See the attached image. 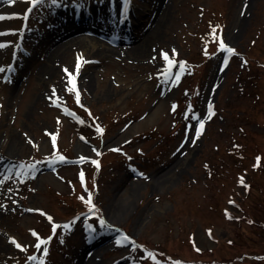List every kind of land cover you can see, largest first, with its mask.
<instances>
[{
	"label": "rangeland",
	"instance_id": "1",
	"mask_svg": "<svg viewBox=\"0 0 264 264\" xmlns=\"http://www.w3.org/2000/svg\"><path fill=\"white\" fill-rule=\"evenodd\" d=\"M0 3L17 15L0 20V264H264V0ZM162 5L170 15L146 56L76 48L48 88L39 80L66 28L128 49ZM13 135L20 149L6 157ZM53 223L70 227L53 234ZM33 232L50 242L37 249Z\"/></svg>",
	"mask_w": 264,
	"mask_h": 264
},
{
	"label": "bare ground",
	"instance_id": "2",
	"mask_svg": "<svg viewBox=\"0 0 264 264\" xmlns=\"http://www.w3.org/2000/svg\"><path fill=\"white\" fill-rule=\"evenodd\" d=\"M3 3H0L2 5ZM161 5V4H160ZM6 6V5H2ZM113 6V5H112ZM160 7V8H159ZM158 12L156 15H150L152 18L150 21H153L152 24L148 25L146 28V31L144 32V35L142 38L135 42V44L128 48V49H121L114 47L113 44H110L109 47L107 46V42L105 43V39H108L106 37V34L104 32H101L98 34L97 30L94 31L96 34L91 39H85L81 35L83 33L84 26L78 27H68L66 28V35H64L62 40L55 46V49L51 52L49 56V62L50 64H47L46 66L42 67L38 71V77L41 82L44 83V86L48 88L49 81L52 78V76L55 74V67L53 66L58 61L62 60L67 54H69L72 50L76 48H82L87 54H96V55H103L104 53L111 52V53H127L132 56H146V54L153 48L154 45H156L160 41L161 32L164 30V27L166 26L167 19L170 15L169 10L165 5L159 6ZM109 15L112 17V15L115 14L114 10H110L107 8L106 10ZM156 11V9L154 10ZM153 11V13H154ZM0 13H7V12H0ZM10 13V12H8ZM151 13V14H153ZM133 15V14H132ZM131 15V16H132ZM148 16V17H149ZM71 23L74 24L73 21ZM2 22H0V25ZM2 30V29H0ZM5 151V155L13 157L12 154L20 149V140L17 138L16 135H13L11 138V141L7 143ZM81 149L83 146H81ZM1 163V162H0ZM184 165L183 162H178L175 164L174 167L169 169L167 172H165L164 175H162L158 181L156 186H162L166 184L168 181L173 180V177L175 176L177 169ZM0 168H2V163L0 164ZM1 175V173H0ZM123 204L116 210L115 214H113V217H118L121 214H125L127 212L128 203L127 200L122 202ZM85 248L87 249V245L81 246L80 251L84 252ZM78 264H97L95 257H93L92 254H89L87 257L80 256L77 257Z\"/></svg>",
	"mask_w": 264,
	"mask_h": 264
},
{
	"label": "snow or ice",
	"instance_id": "3",
	"mask_svg": "<svg viewBox=\"0 0 264 264\" xmlns=\"http://www.w3.org/2000/svg\"><path fill=\"white\" fill-rule=\"evenodd\" d=\"M16 2H17V0H9V3L10 4H15ZM25 2L29 3L30 6H31L29 8V13H30L33 8H36V7L41 6V5H44L45 2H46V0H25ZM50 2L52 4H57L58 3V0H50ZM3 19H5V17L4 16H0V20H3ZM212 34H213V38L216 39V29H213L212 30ZM219 44H220V48H221L222 51H226V52H229V53H233L234 54L235 50H233L231 48H228L226 45H224L222 39L219 40ZM0 47H4V45H0ZM161 56L167 62V64L169 65V67H168V69H167V71L165 73V76H166L167 79H172L173 77L171 75V68L175 67L176 62L173 61V60H171L169 58V55L167 53H163L162 52ZM84 62H86V61H82V59L80 57H78V63H77V66H76V75L79 74L80 67H81L82 63H84ZM180 67H181V70L182 71L185 70V65L184 64H181ZM0 71H4V70L3 69H0ZM67 71L68 70L65 69V72H67ZM68 75H69V78H70L69 79V83L74 85V76H73V74L72 73H68ZM174 79L179 80L180 79L179 75L175 76ZM71 90L76 92V100H77V102H79L80 97H79L78 90L74 86H73V88ZM55 95H56L55 94V90H53V96H55ZM50 99H52V97H50ZM56 100L58 101L59 100V97H56ZM211 115H214V113L211 111V107H210V109H209V118L211 117ZM195 118L197 120H200V117L199 116H196ZM203 129H204V123L201 122L199 124L198 129L196 130V138L197 139L202 134ZM98 131L100 133H102L103 132V129L98 128ZM53 141L55 142V136H53ZM113 151H119V149H114ZM59 161H64V157H62V156L59 157ZM94 163H96V166L99 167L98 162H94ZM81 177L83 179V174H81ZM88 197L89 198L87 199L86 203L89 204L91 206V210L94 211L95 210V205L92 204L91 193L90 192L88 194ZM80 199L81 200H84V197H80ZM28 211H37V212H39L40 210H38V209H29ZM41 214H43V213H41ZM48 219H49L50 222L52 221V217L49 216ZM52 227H53V234H55L56 233V230L58 228H61V227H70V226H67V225H57V224H54L53 223V226ZM33 236H36L37 239H38V243L35 246L37 249H40L42 245H47L50 242V238L49 239L40 238L38 236V234H36L35 232H33ZM12 242L14 244H16L17 247H21V245L19 243H17L15 240H13ZM43 255L44 256H47V249L46 248L43 251ZM30 259L35 260L36 257L33 256V257H30ZM41 264H45V262L44 261H41Z\"/></svg>",
	"mask_w": 264,
	"mask_h": 264
}]
</instances>
